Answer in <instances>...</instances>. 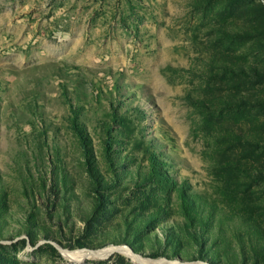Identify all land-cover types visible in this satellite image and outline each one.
<instances>
[{
    "label": "rangeland",
    "instance_id": "obj_1",
    "mask_svg": "<svg viewBox=\"0 0 264 264\" xmlns=\"http://www.w3.org/2000/svg\"><path fill=\"white\" fill-rule=\"evenodd\" d=\"M154 262L264 264V0H0V264Z\"/></svg>",
    "mask_w": 264,
    "mask_h": 264
},
{
    "label": "bare ground",
    "instance_id": "obj_2",
    "mask_svg": "<svg viewBox=\"0 0 264 264\" xmlns=\"http://www.w3.org/2000/svg\"><path fill=\"white\" fill-rule=\"evenodd\" d=\"M111 251L106 252V253H98V252H88V251H78V252H74L71 253L70 255H68V257L71 260H77V261H82L84 259H102V258H106L111 252H113L115 249H110ZM121 251V250H120ZM122 252V251H121ZM68 254V253H67ZM148 264H162L159 262H154V263H148Z\"/></svg>",
    "mask_w": 264,
    "mask_h": 264
},
{
    "label": "water",
    "instance_id": "obj_3",
    "mask_svg": "<svg viewBox=\"0 0 264 264\" xmlns=\"http://www.w3.org/2000/svg\"><path fill=\"white\" fill-rule=\"evenodd\" d=\"M109 251H111L110 248L103 249V250H98V251H95V252H98V253H106V252H109Z\"/></svg>",
    "mask_w": 264,
    "mask_h": 264
}]
</instances>
